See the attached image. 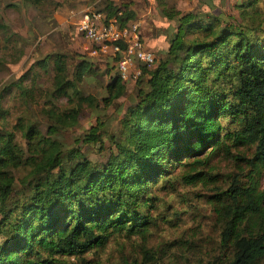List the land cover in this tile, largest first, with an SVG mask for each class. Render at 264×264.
<instances>
[{
	"label": "trees",
	"instance_id": "trees-1",
	"mask_svg": "<svg viewBox=\"0 0 264 264\" xmlns=\"http://www.w3.org/2000/svg\"><path fill=\"white\" fill-rule=\"evenodd\" d=\"M261 1L235 5L244 15L239 24L220 25L210 15L162 8L163 16L176 21V29L167 37L163 57L151 68L141 66L134 101L118 121V135L109 136L114 151L103 163L91 162L79 147L64 146L56 135L76 124L83 104L96 109L114 105L124 93V82L115 71L100 105L77 87L92 69L88 61L76 63L72 78L62 53L37 61L45 68L50 60L53 72L49 91L42 93L49 97L44 131L19 119L12 127H18L23 139L19 144L13 130L0 127V264H68L64 259H81L114 234H143L155 222L152 189L164 188L169 169L201 149L228 154L230 147L253 146L255 166L264 167ZM104 10L99 11L121 24L133 17L126 6L120 10L109 1ZM0 29L6 31L1 22ZM10 87L33 100L34 89L23 86L21 78L0 89V100ZM59 98L69 103L62 110L53 106ZM102 128L98 121L82 141L101 147ZM196 176L182 174L181 182L192 184ZM255 185L251 181L245 188L232 179L217 193L215 212L222 223L218 244L228 250L220 264H264V211Z\"/></svg>",
	"mask_w": 264,
	"mask_h": 264
},
{
	"label": "rangeland",
	"instance_id": "rangeland-1",
	"mask_svg": "<svg viewBox=\"0 0 264 264\" xmlns=\"http://www.w3.org/2000/svg\"><path fill=\"white\" fill-rule=\"evenodd\" d=\"M107 1L120 10L126 6L133 12L130 20L140 23L145 46L153 49L154 62L150 68L163 57L167 37L176 29V21L163 16L162 8L179 14L190 12L196 17L210 15L218 18L220 25L244 23V15L235 7L242 0H40L37 5L22 0H0V22L6 26V31L0 29V89L18 78L23 86L34 89L33 100L22 98L16 87L4 91L0 100V127L13 130L17 143L23 144V139L18 127H12L19 119L36 123L41 131L47 123L43 108L46 103L49 105V97H42V93H47L51 87L52 64L48 59L45 68L37 64L46 55H64L68 78H72L79 60L88 61L93 70L77 83L78 90L99 101L106 96L104 86L115 74V59L100 53L91 55L94 46L78 32L76 21L85 11L104 10ZM259 4V9L264 11V0ZM261 19L264 20V14ZM136 80L123 83L124 93L114 105L96 109L83 104L76 124L58 132L56 137L66 147H79L91 162L103 163L114 151L109 136L118 135V121L134 101ZM68 104L66 98L53 99L57 109L62 110ZM98 121L102 122L104 130L102 148L98 142L86 143L81 139ZM207 150L201 149L190 158L179 160L169 169L164 188L152 189L157 199L152 212L155 222L146 232L131 236L114 234L102 246L84 253L81 259L67 258L64 263H222L228 250L218 244L222 223L215 212L217 193L227 189L232 179L245 188L255 181L264 211V167L255 166L253 146L230 147L228 154L220 150L208 154ZM187 173L197 175L194 183L181 182L180 176Z\"/></svg>",
	"mask_w": 264,
	"mask_h": 264
},
{
	"label": "built area",
	"instance_id": "built-area-1",
	"mask_svg": "<svg viewBox=\"0 0 264 264\" xmlns=\"http://www.w3.org/2000/svg\"><path fill=\"white\" fill-rule=\"evenodd\" d=\"M76 28L94 46L91 55L116 57V73L123 82H134L140 76L141 66L149 67L154 62V54L145 48L140 23L136 20L121 24L116 16L90 10L80 15Z\"/></svg>",
	"mask_w": 264,
	"mask_h": 264
},
{
	"label": "crops",
	"instance_id": "crops-1",
	"mask_svg": "<svg viewBox=\"0 0 264 264\" xmlns=\"http://www.w3.org/2000/svg\"><path fill=\"white\" fill-rule=\"evenodd\" d=\"M145 48H147V47L145 46ZM147 49H148V50H150L151 52H153V51H152L153 49H152V50H151V49H149V48H147Z\"/></svg>",
	"mask_w": 264,
	"mask_h": 264
}]
</instances>
